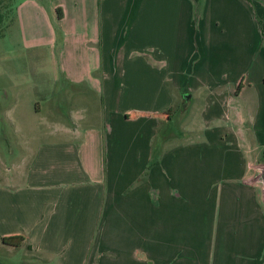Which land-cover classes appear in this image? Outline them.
I'll return each mask as SVG.
<instances>
[{
    "label": "crops",
    "instance_id": "obj_1",
    "mask_svg": "<svg viewBox=\"0 0 264 264\" xmlns=\"http://www.w3.org/2000/svg\"><path fill=\"white\" fill-rule=\"evenodd\" d=\"M87 1L56 16L84 115L49 104L0 174V237L25 238L0 264H264V0ZM193 103L201 138L156 141Z\"/></svg>",
    "mask_w": 264,
    "mask_h": 264
},
{
    "label": "rangeland",
    "instance_id": "obj_2",
    "mask_svg": "<svg viewBox=\"0 0 264 264\" xmlns=\"http://www.w3.org/2000/svg\"><path fill=\"white\" fill-rule=\"evenodd\" d=\"M74 2L77 4L78 0H11V11L0 30V174L6 181L5 168L10 170L9 184H13V157L20 162L31 160L33 150L41 144L38 137L50 134L51 123L45 113L49 104L60 106L63 114L70 111L71 115H84V102L72 98L81 86L74 88L66 84L59 74L65 25L59 23L56 8L63 10L66 5L69 9ZM94 104L95 101L91 103ZM37 106L40 113L35 111ZM198 111L195 104L189 111V120L182 119L179 113L163 121L156 131V141L166 131L173 133L179 143L199 140L203 126ZM108 113L107 110L103 115L101 110L103 119L97 120L107 119ZM190 122L192 130L186 134ZM22 139L27 143L20 141ZM24 144H28L31 151L23 152ZM16 258L14 255L8 261L16 263Z\"/></svg>",
    "mask_w": 264,
    "mask_h": 264
},
{
    "label": "trees",
    "instance_id": "obj_3",
    "mask_svg": "<svg viewBox=\"0 0 264 264\" xmlns=\"http://www.w3.org/2000/svg\"><path fill=\"white\" fill-rule=\"evenodd\" d=\"M11 0H0V30L3 28L5 18L11 11ZM56 13L59 18L62 17V9L56 8ZM1 32V31H0ZM171 112V109L167 111ZM0 243L6 247L13 249H20L25 247V238L23 236H10V237H0Z\"/></svg>",
    "mask_w": 264,
    "mask_h": 264
},
{
    "label": "water",
    "instance_id": "obj_4",
    "mask_svg": "<svg viewBox=\"0 0 264 264\" xmlns=\"http://www.w3.org/2000/svg\"><path fill=\"white\" fill-rule=\"evenodd\" d=\"M255 181L262 183V185L264 187V169H260L258 171V175L256 176ZM262 193L264 194V188L262 190Z\"/></svg>",
    "mask_w": 264,
    "mask_h": 264
}]
</instances>
